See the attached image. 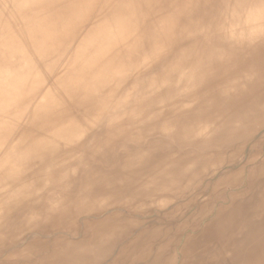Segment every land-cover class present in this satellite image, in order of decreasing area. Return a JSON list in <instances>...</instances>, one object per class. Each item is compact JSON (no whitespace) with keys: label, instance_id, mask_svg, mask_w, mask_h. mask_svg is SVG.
<instances>
[{"label":"bare ground","instance_id":"bare-ground-1","mask_svg":"<svg viewBox=\"0 0 264 264\" xmlns=\"http://www.w3.org/2000/svg\"><path fill=\"white\" fill-rule=\"evenodd\" d=\"M0 264H264V0H0Z\"/></svg>","mask_w":264,"mask_h":264}]
</instances>
